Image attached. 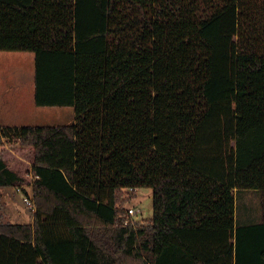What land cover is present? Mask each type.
Wrapping results in <instances>:
<instances>
[{
  "label": "trees",
  "instance_id": "trees-1",
  "mask_svg": "<svg viewBox=\"0 0 264 264\" xmlns=\"http://www.w3.org/2000/svg\"><path fill=\"white\" fill-rule=\"evenodd\" d=\"M3 51L75 121L0 125V189L35 205L0 215V264H264L235 199L264 191V0H0ZM142 188L154 215L125 225Z\"/></svg>",
  "mask_w": 264,
  "mask_h": 264
},
{
  "label": "rangeland",
  "instance_id": "rangeland-1",
  "mask_svg": "<svg viewBox=\"0 0 264 264\" xmlns=\"http://www.w3.org/2000/svg\"><path fill=\"white\" fill-rule=\"evenodd\" d=\"M35 57L30 52H0V82L3 85L7 79L12 80L13 94L9 104H13V118H18L16 125L24 126H62L71 125L75 121V110L71 107H38L35 104L34 89ZM6 95H3L5 101ZM11 99V103H10ZM1 100V102H2ZM4 104L3 117H7V107ZM2 107V103H1ZM1 118V122L2 121ZM7 120V119H6ZM2 124V123H1ZM2 205L1 218L4 223L29 224L33 222V212L25 206V199L31 197L33 191L28 188L29 195L15 188H1ZM135 198L126 207H134L141 211L137 221H148L154 215L153 191L149 188L137 190ZM125 196V192H123ZM236 219L240 224L260 222L264 218V191L238 190L235 192Z\"/></svg>",
  "mask_w": 264,
  "mask_h": 264
},
{
  "label": "crops",
  "instance_id": "crops-1",
  "mask_svg": "<svg viewBox=\"0 0 264 264\" xmlns=\"http://www.w3.org/2000/svg\"><path fill=\"white\" fill-rule=\"evenodd\" d=\"M35 57V55H34ZM12 80L10 79H7V81L1 85V82H0V125H6V126H20V125H16L17 123V119L18 118H13V109H12V106H14L13 104H9L8 100L9 98L11 97V95L13 94L12 92L14 91L13 86H12V83H11ZM33 84H34V89H35V69H34V81H33ZM12 86V88H11ZM3 95H6V100L3 101ZM2 100V102H1ZM1 103H2V107H1ZM6 103V107H7V117H3L2 118V115H3V109L4 108V104ZM10 103H11V99H10ZM1 118H2V121L1 122ZM7 119V120H6ZM2 123V124H1ZM1 190V189H0ZM1 194V192H0ZM1 205H2V194H1ZM1 205H0V215L2 214L1 213ZM3 219L1 218V221ZM3 222V221H2ZM4 223V222H3Z\"/></svg>",
  "mask_w": 264,
  "mask_h": 264
},
{
  "label": "built area",
  "instance_id": "built-area-1",
  "mask_svg": "<svg viewBox=\"0 0 264 264\" xmlns=\"http://www.w3.org/2000/svg\"><path fill=\"white\" fill-rule=\"evenodd\" d=\"M18 191H21V190H18ZM133 191L134 189L125 190L124 191L125 196L129 197L131 192ZM24 201H25V206H28L32 210H35V205L31 197H27ZM123 211H124V218H125L124 224L125 225L133 224L134 226H137L144 222V221H141V222L137 221V216L141 214V211L139 209H136L134 207L125 206L123 208Z\"/></svg>",
  "mask_w": 264,
  "mask_h": 264
}]
</instances>
